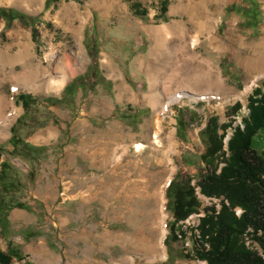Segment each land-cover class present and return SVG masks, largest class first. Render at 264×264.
<instances>
[{
    "label": "rangeland",
    "instance_id": "obj_1",
    "mask_svg": "<svg viewBox=\"0 0 264 264\" xmlns=\"http://www.w3.org/2000/svg\"><path fill=\"white\" fill-rule=\"evenodd\" d=\"M118 1L122 7L106 11L101 5L113 0H61L49 7L47 0H0V8L39 18L33 26L0 19V97L10 101L7 113L18 110L0 140V250L15 254L11 264H208L195 257L197 227L205 208L221 206L199 187L209 145L205 131L213 126L216 139L225 136L227 152L231 127L242 124L249 96L262 86L264 63L257 58L264 50V0H169L166 13L165 0ZM253 9L250 21L242 13ZM145 26L188 29V39L199 38L196 58L212 62L226 85L183 91L163 118L159 149L143 64L152 58L154 41ZM170 35L168 44L186 57L187 37L182 42ZM169 51L155 59L169 64ZM67 59L80 71L61 88L47 89L46 76H62L59 63ZM27 71L33 79L18 89ZM158 78L164 95L163 77ZM123 83L131 93L120 97ZM21 93L40 99L24 119ZM263 143L264 129L254 146L260 151ZM165 151L172 159L170 173L162 162ZM170 174L164 214L155 193ZM190 187L200 208L175 222L173 198Z\"/></svg>",
    "mask_w": 264,
    "mask_h": 264
},
{
    "label": "trees",
    "instance_id": "obj_2",
    "mask_svg": "<svg viewBox=\"0 0 264 264\" xmlns=\"http://www.w3.org/2000/svg\"><path fill=\"white\" fill-rule=\"evenodd\" d=\"M59 1L47 0V6ZM168 3L165 0L163 13L167 12ZM242 14L251 21L256 11ZM0 19L6 24L18 19L28 26L39 20L7 8H0ZM18 100L25 109L22 119L28 117L31 105L40 101L27 93H21ZM239 105L234 109L239 110ZM231 128L234 132L227 143V152L224 151L225 136L216 139L213 126L205 131L209 145L202 156L206 171L199 187L204 196L219 199L221 207L205 208L197 227L200 249L196 250L195 257L208 264H264V146L260 151L254 146L255 138L264 129V81L249 96L248 114L242 124ZM2 152L0 148V159ZM199 208L193 187L176 192L172 204L175 222L186 220ZM237 209L241 210L240 215ZM246 238L252 239L262 252L251 248ZM14 255L0 250V264H11Z\"/></svg>",
    "mask_w": 264,
    "mask_h": 264
},
{
    "label": "bare ground",
    "instance_id": "obj_3",
    "mask_svg": "<svg viewBox=\"0 0 264 264\" xmlns=\"http://www.w3.org/2000/svg\"><path fill=\"white\" fill-rule=\"evenodd\" d=\"M9 1H10V3H17L18 2V0H9ZM118 6L122 7V4L118 0H113L112 5L106 4V3H103L101 5V7L106 11H109V10L111 11L112 9H116ZM130 27H133V22H132V26H130ZM138 27L140 28V25ZM144 28L147 29V31L152 36L153 41H154V47L151 50L152 58L149 59L147 62H143V61L142 62L147 68L146 70H147V75H148L149 83H150V92L151 93L146 98L148 99L149 103L151 104L152 108L154 109V113L156 114V117H157V121L155 122L156 132H155V135L153 137V138H155V140H153V143L156 144V146H158V149H159V147H161L163 145V143L157 135L160 134L164 130L163 123H162L163 118L169 112L170 106L172 104H174L175 102L181 100L186 95V93H184L183 91L190 90V91H193L192 93H194L195 90H200V91L205 90V89L210 90L212 87H218L220 89L221 88L223 89L226 85H225V79L223 78V76L220 75V73L218 72V68L212 62L207 61L204 58H201V61H199L198 57L196 58L195 49H196V46L199 42V38H197V37L190 38L189 37V39H188V36H187L188 35L187 34L188 29H186L183 26H179V27H175V28L173 27L172 30L171 29L168 30L169 28L167 26L159 27L158 29H154L152 27H147V26H145ZM166 31L167 32L169 31V33H166ZM170 34H172V36L173 35L181 36L180 41H182V38L187 37V41H185V42L187 43L186 46L188 48V55L186 57H183L179 53L180 50L177 48V46H172V44H168V40H169L168 35H170ZM262 48H264V45H262ZM164 50L165 51L166 50H170V51L172 50L173 56H171L172 58H171V61H169V64L163 65L162 63H159L155 59V56L158 55L159 51H164ZM80 51H81L80 52L81 56L84 58L82 48L80 49ZM169 57H170V55H169ZM257 59L260 60L259 62H257V64L258 63H260V64L264 63V50H263V52H261V55ZM105 61L108 64V66H110V68H111L110 72H112V74L116 73L114 66L111 64L112 62L108 63L107 60H105ZM194 61H196L197 63L196 64L192 63ZM59 64L64 65L63 66L64 73L59 78H53V77H51V75L46 76V86L45 87H47V89H59V88H61L66 83V81L68 80L69 77L76 75L80 71V67L74 68L73 65L71 64L70 60H68V59H67V61H61V63H59ZM260 74L262 76H264V70L261 69ZM22 76H23V79L17 80L18 82H16L18 85L17 86L18 89H21L23 87L21 85L29 84V82L32 81L30 79H33L32 77L34 75L31 71H27L26 74L24 73ZM25 76H27V77H25ZM159 76L163 77L162 87L166 91V93L164 95H161L160 92L158 91V83H159L158 77ZM13 77L15 79H17L21 76L13 74ZM39 77H40V75H39ZM39 77H37V78H39ZM21 78H19V79H21ZM40 78H42V77H40ZM19 83H21V84H19ZM34 83H35V81H34ZM128 91H129L128 87L126 86L125 83H123V85L121 84L119 86V93H120L119 96L120 97H124V95H126V93H128ZM204 96L205 95H203V97ZM205 98L207 99L208 97H205ZM9 105H10V101H8L7 97H0V140L4 139L8 135L10 127L13 125V123L17 117V114H18L17 108H14L13 112L7 113L6 109ZM170 136H172V134ZM145 138L148 140L149 135L146 134ZM136 147H137L138 151H142L144 146H143V144H138ZM162 155H164L162 162H164V165L167 168V169H165V172L167 171V173H170V170H172V166L170 163L172 161L171 156H170V151H167V152L165 151V153H163ZM172 171H171V173H172ZM172 178L173 177L171 174L169 176H167L165 183L163 182L164 184L161 185V186H164V188H162V189L158 188L159 190L155 193V195H156L155 197L158 199V201H159L158 203L160 204V206H162L164 214L166 213V205H167V196H166L167 191H166V189L169 186ZM158 186H159V184H158ZM158 211H160V210H158ZM158 217H159V215H158ZM161 220L162 219L160 218V221ZM158 221H159V219H158ZM159 224L160 223H158V225ZM156 229H157V227H156ZM163 232H165V230ZM158 241H160V239ZM157 245H159V244L157 243ZM161 247H162V245H161ZM153 251H154V249H153ZM165 256H166V254H165V249H164V253H163L162 257H165ZM127 260H128V258H127Z\"/></svg>",
    "mask_w": 264,
    "mask_h": 264
}]
</instances>
